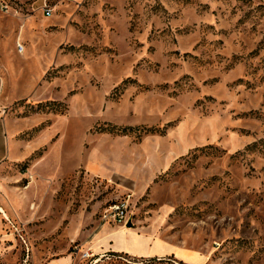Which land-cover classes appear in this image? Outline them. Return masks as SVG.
I'll return each instance as SVG.
<instances>
[{
  "label": "rangeland",
  "instance_id": "1",
  "mask_svg": "<svg viewBox=\"0 0 264 264\" xmlns=\"http://www.w3.org/2000/svg\"><path fill=\"white\" fill-rule=\"evenodd\" d=\"M0 72V264H264V0H0Z\"/></svg>",
  "mask_w": 264,
  "mask_h": 264
},
{
  "label": "crops",
  "instance_id": "2",
  "mask_svg": "<svg viewBox=\"0 0 264 264\" xmlns=\"http://www.w3.org/2000/svg\"><path fill=\"white\" fill-rule=\"evenodd\" d=\"M6 87L7 79L4 74L0 72V168L6 164V160L11 158L12 150L20 147L19 143H15L10 138V125L7 113L10 98L6 94ZM133 233L135 234L133 230L123 227L113 228L112 225H104L92 243V248L95 253H97L95 255L104 253L127 254L134 258L149 260L175 257L177 262L181 264H205L207 261V256L203 254L176 247L163 240H156L150 237L145 238V240L147 239L146 242L143 240L144 246L142 247H144V249L143 252H140L139 249L131 246L132 243H136ZM148 239H150V241ZM166 246L167 250L163 252L162 250H164Z\"/></svg>",
  "mask_w": 264,
  "mask_h": 264
},
{
  "label": "built area",
  "instance_id": "3",
  "mask_svg": "<svg viewBox=\"0 0 264 264\" xmlns=\"http://www.w3.org/2000/svg\"><path fill=\"white\" fill-rule=\"evenodd\" d=\"M17 48H18L19 53H23L24 46L22 44H18ZM125 212H126V205L125 204L115 206L113 208V219H114V221H118V222L123 221L125 219V216H126ZM87 256H88V254H87Z\"/></svg>",
  "mask_w": 264,
  "mask_h": 264
},
{
  "label": "trees",
  "instance_id": "4",
  "mask_svg": "<svg viewBox=\"0 0 264 264\" xmlns=\"http://www.w3.org/2000/svg\"><path fill=\"white\" fill-rule=\"evenodd\" d=\"M139 129H132V128H130V129H123L122 130V133H125V134H130V133H132V132H137ZM160 132V130H157V129H154V128H150V129H147V128H143L142 130H141V133H145V134H155V133H159Z\"/></svg>",
  "mask_w": 264,
  "mask_h": 264
},
{
  "label": "bare ground",
  "instance_id": "5",
  "mask_svg": "<svg viewBox=\"0 0 264 264\" xmlns=\"http://www.w3.org/2000/svg\"><path fill=\"white\" fill-rule=\"evenodd\" d=\"M1 210V212H3L5 215H6V213H5V211L3 210V209H0ZM98 262V261H97Z\"/></svg>",
  "mask_w": 264,
  "mask_h": 264
},
{
  "label": "water",
  "instance_id": "6",
  "mask_svg": "<svg viewBox=\"0 0 264 264\" xmlns=\"http://www.w3.org/2000/svg\"><path fill=\"white\" fill-rule=\"evenodd\" d=\"M129 226H131V225H129Z\"/></svg>",
  "mask_w": 264,
  "mask_h": 264
}]
</instances>
